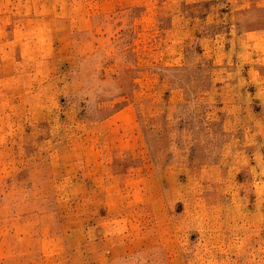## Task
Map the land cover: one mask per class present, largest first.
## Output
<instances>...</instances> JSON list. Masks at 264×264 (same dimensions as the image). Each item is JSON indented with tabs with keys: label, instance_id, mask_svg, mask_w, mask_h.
<instances>
[{
	"label": "rangeland",
	"instance_id": "obj_1",
	"mask_svg": "<svg viewBox=\"0 0 264 264\" xmlns=\"http://www.w3.org/2000/svg\"><path fill=\"white\" fill-rule=\"evenodd\" d=\"M0 264H264V0H0Z\"/></svg>",
	"mask_w": 264,
	"mask_h": 264
}]
</instances>
